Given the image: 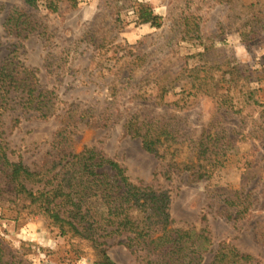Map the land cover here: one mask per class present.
Masks as SVG:
<instances>
[{"label":"rangeland","instance_id":"obj_1","mask_svg":"<svg viewBox=\"0 0 264 264\" xmlns=\"http://www.w3.org/2000/svg\"><path fill=\"white\" fill-rule=\"evenodd\" d=\"M131 1L150 6L163 17V27L139 25ZM215 2L75 0L63 3L60 13H50L42 2L39 9L31 10L21 0H0V63L17 50L18 61L36 73L39 87L54 93L56 102L53 116L42 119L27 114L18 126L12 118L19 112L5 114L0 141L11 161H21L31 171L51 162L62 149L81 153L95 148L118 162L131 181L167 190L175 228L207 227L213 252L228 244L264 264L263 108H244L242 79L237 85L228 78L221 80L228 64L247 65L260 81L254 80L251 87L260 90L256 97L264 102V40L247 49L231 23L228 7ZM13 9L34 15L41 25L39 32L25 40L8 34L4 23ZM185 18L199 25L193 38L184 39ZM199 66L215 68L217 98L196 94L199 84L192 89L186 79L188 71ZM159 78L168 87L162 99ZM220 95L234 97L236 109L243 112L223 119L234 148L225 167L210 180L194 181L185 171L168 179L164 172L176 147H161L163 157L149 154L125 128V119L135 114L161 122L178 118L187 142L173 163L182 164L187 161L189 142L197 140L216 116ZM60 134L65 139L58 144ZM0 183L4 189L1 173ZM11 197L0 191V198ZM239 205L248 211L237 218ZM0 239L25 264H99L86 241L61 237L44 217L19 214L8 205L0 207ZM126 241L127 236L109 239V256L117 264H140L121 244ZM212 257L208 253L206 262Z\"/></svg>","mask_w":264,"mask_h":264},{"label":"trees","instance_id":"obj_2","mask_svg":"<svg viewBox=\"0 0 264 264\" xmlns=\"http://www.w3.org/2000/svg\"><path fill=\"white\" fill-rule=\"evenodd\" d=\"M21 1L31 10L39 9L42 2L48 12L60 13L63 3L75 0ZM215 3L228 7L231 23L236 26L247 49L264 40V0H249L248 3L245 0H216ZM132 4L139 25H150L156 29L163 27V17L150 6ZM182 26L184 39L193 38L191 36L199 32L198 23L191 18H185ZM4 27L8 34L25 40L39 32L41 25L34 15L13 9ZM16 53L17 50L12 51V58L0 63V137L3 134V117L7 113L19 112L12 118L13 125L18 126L24 115L33 114L47 119L56 112L54 93L39 87L36 73L22 65ZM227 66L229 70L223 72L221 80L228 78L229 83L237 85L242 79L244 108L262 107L261 117L264 118V102L256 97L260 90L251 87L254 80L260 82L259 78L253 76L247 65ZM214 70L199 66L188 71L186 79H190L192 89L199 84L196 94L217 98L213 93ZM202 74H205L204 77H201ZM162 80H156L161 86V99L168 89L166 85H161ZM196 94L193 96L196 97ZM219 98L216 116L213 115L214 119L197 140L189 142L187 161L182 164L173 163L175 157L181 154L180 146L187 142L180 131L178 118L161 122L146 114H135L125 119V128L131 137L141 141L143 149L149 154L163 157L160 155L161 147H176L171 153L172 162L164 172L168 179L172 173L185 171L194 181L210 180L225 167L234 148L223 119L228 116L236 118L243 112L236 109L238 103L234 102V97L220 95ZM250 120L254 122L252 118ZM240 122L243 123V120L240 119ZM261 127L264 130V121ZM60 137L62 139L58 140V144L65 139L63 134ZM0 173L4 178V189L0 188V191L4 190L7 196L12 195L8 199L0 198V207L8 205L19 214L27 212L42 216L50 227L58 230L61 237L86 241L99 264H117L108 254V240H119L123 236H127V241L120 243L136 255L140 264H260L253 256L241 253L228 244H222L213 252L207 227L199 231L195 228H175L170 214L169 192L131 181L118 162L95 148H87L81 153L62 149L51 162L38 171H31L21 161H11L0 141ZM246 199L248 197L243 200ZM238 208L237 218L248 211L242 205ZM202 220L207 221L206 218ZM208 253L213 254L209 263L206 262ZM0 264L25 263L0 239Z\"/></svg>","mask_w":264,"mask_h":264}]
</instances>
